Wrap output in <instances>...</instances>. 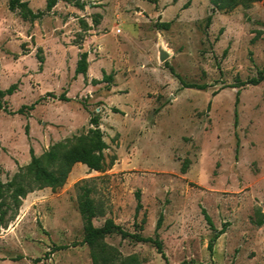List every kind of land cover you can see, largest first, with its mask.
I'll return each instance as SVG.
<instances>
[{
  "label": "rangeland",
  "instance_id": "374dc122",
  "mask_svg": "<svg viewBox=\"0 0 264 264\" xmlns=\"http://www.w3.org/2000/svg\"><path fill=\"white\" fill-rule=\"evenodd\" d=\"M22 1L41 18L23 20L0 0V90L16 87L0 109V181L30 150L85 135L94 115L108 148L102 171L75 164L60 188L21 200L0 227V264H92L77 210L84 184L97 227L112 219L133 232L135 221L153 237L162 216L167 262L151 244L106 238L122 258L264 264V79L248 83L264 74V0L227 12L209 0H59L50 11L48 0ZM84 52L87 72L76 74ZM202 209L225 228L211 250Z\"/></svg>",
  "mask_w": 264,
  "mask_h": 264
},
{
  "label": "trees",
  "instance_id": "16d2710c",
  "mask_svg": "<svg viewBox=\"0 0 264 264\" xmlns=\"http://www.w3.org/2000/svg\"><path fill=\"white\" fill-rule=\"evenodd\" d=\"M59 0H48L46 4L47 11H50ZM68 2V0H61ZM210 4L217 11H230L238 5L248 2V0H209ZM156 3V0H152ZM7 7L10 12L18 11L23 20L36 21L41 18L42 12H33L27 2L22 0H7ZM81 8V6H80ZM210 21V18H208ZM226 52L223 53L225 55ZM87 53H82L76 65L75 73L85 75L87 72ZM171 74L173 70L170 69ZM106 81L110 82L112 76H104ZM262 79L251 80L248 82L252 85H257ZM188 88L204 89L205 86L189 85ZM16 91L15 86H10L6 90H0V109H3L2 100L6 96H11ZM61 100L67 101L64 96H60ZM239 92L235 97V110H234V127L237 126V109ZM33 109V106H29ZM22 113V108L18 110ZM89 125L92 126L88 129L87 133L83 136L77 137L73 142L65 141L63 143H56L51 146L42 155L35 157L32 150H30V162L22 170H18L10 180L5 183L0 181V227L5 226L6 218L8 215L13 216L18 211L21 200L26 197L28 193L43 188H50L56 190L60 188L66 181L68 174L75 164H82L91 171H102L105 164L104 151L108 148L103 140V133L99 128V118L94 115L89 119ZM71 143V144H70ZM238 146V143L236 144ZM237 149V148H236ZM187 170V162L181 167L182 173ZM25 171V172H24ZM25 176L29 180L25 179ZM26 177V178H27ZM91 189L86 184L79 187V195L77 198V210L82 221L83 238L82 244L86 245L89 250V256L92 264H139L135 256L122 258L118 250L106 243V238L117 235L122 240H128L132 243L151 244L161 258L166 261L163 252V244L160 240L158 230L162 226V216H159L155 233L153 237H144L141 224L134 221L133 232L124 230L121 226L114 223L112 219H106L104 223L97 227L93 221L98 217L99 212L94 200L91 198ZM136 208L135 218L142 209L141 193L135 192ZM201 213L206 221L209 229L214 232L208 248L211 250L215 241L225 232V228L217 231L214 228L211 218L207 215L204 209ZM10 217L8 219H10ZM264 224V220H259L256 225L258 227ZM62 247H57L56 250H61ZM51 253V252H50Z\"/></svg>",
  "mask_w": 264,
  "mask_h": 264
},
{
  "label": "water",
  "instance_id": "95a60500",
  "mask_svg": "<svg viewBox=\"0 0 264 264\" xmlns=\"http://www.w3.org/2000/svg\"><path fill=\"white\" fill-rule=\"evenodd\" d=\"M167 57H168V54L164 50H160V52H159L160 62H164Z\"/></svg>",
  "mask_w": 264,
  "mask_h": 264
}]
</instances>
